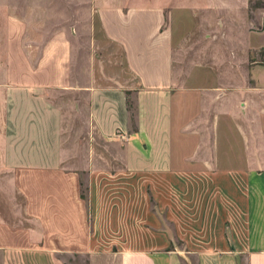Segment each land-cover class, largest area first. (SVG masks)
Returning <instances> with one entry per match:
<instances>
[{"label": "crops", "instance_id": "obj_1", "mask_svg": "<svg viewBox=\"0 0 264 264\" xmlns=\"http://www.w3.org/2000/svg\"><path fill=\"white\" fill-rule=\"evenodd\" d=\"M180 1L175 19L166 15L169 0H89L83 27L7 33L0 171L11 173L24 206L16 224L0 217V264L88 255L95 235L81 187L92 193L114 173L210 182L227 221L221 264H264V74L246 66L264 46H243L238 37L263 34L264 18L250 17L242 1L245 21L235 22L216 0L189 10L188 27H175L187 7ZM193 33L211 64L184 59ZM103 43L118 48L121 67L101 60ZM117 260L181 264L164 251L121 252Z\"/></svg>", "mask_w": 264, "mask_h": 264}, {"label": "rangeland", "instance_id": "obj_2", "mask_svg": "<svg viewBox=\"0 0 264 264\" xmlns=\"http://www.w3.org/2000/svg\"><path fill=\"white\" fill-rule=\"evenodd\" d=\"M88 1L0 0V63H5L7 33L48 34L63 27H83L84 24L78 21L88 14L85 8ZM215 1L181 0L187 7L178 11L175 27L181 23L182 27H188L191 23L189 10ZM223 1V12H230L235 22L243 24L245 21L242 1L246 2L250 17L256 13L264 18V0ZM170 13L176 19V0H169L166 6V15ZM92 26L96 38L100 40L102 35L97 19ZM238 37L243 46H264V33L247 36L241 30ZM189 39L188 55L184 59L211 64L205 60L204 41L199 39V34L193 33ZM98 54L107 65L118 62V68L121 67L120 51L114 45L103 43ZM189 64L188 68L191 66ZM246 66L264 74V48L252 51ZM180 67L184 70L185 66L181 64ZM188 70L193 78L200 79L199 69L191 67ZM219 73L214 71L213 76ZM128 106L133 116V96L128 100ZM10 174L0 171V177H4L0 181V217L10 224H16L21 219L18 213H21L24 202L7 180ZM81 193L91 207L89 220L94 228L95 246L88 255L65 257L67 264H118L117 256L121 252L140 250L174 253L181 264H221L220 258L227 250L224 243L228 239L227 221L220 196L214 192L210 182L185 184L177 179L152 177L130 180L114 173L98 180L92 193L87 184H82Z\"/></svg>", "mask_w": 264, "mask_h": 264}]
</instances>
